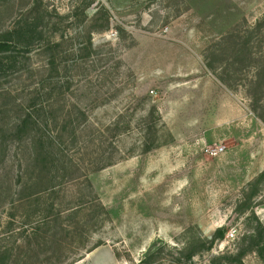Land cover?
I'll return each instance as SVG.
<instances>
[{
  "label": "rangeland",
  "instance_id": "374dc122",
  "mask_svg": "<svg viewBox=\"0 0 264 264\" xmlns=\"http://www.w3.org/2000/svg\"><path fill=\"white\" fill-rule=\"evenodd\" d=\"M263 12L264 0H0V264H226L247 246L264 226V122L220 77L234 66L225 36ZM40 133L59 147L50 173L33 158ZM213 143L224 151L209 155Z\"/></svg>",
  "mask_w": 264,
  "mask_h": 264
},
{
  "label": "trees",
  "instance_id": "16d2710c",
  "mask_svg": "<svg viewBox=\"0 0 264 264\" xmlns=\"http://www.w3.org/2000/svg\"><path fill=\"white\" fill-rule=\"evenodd\" d=\"M251 30H239L238 27L234 28L227 36H225L226 42L229 41L231 44V53L230 59L227 61L229 64L234 65L232 69L229 71L224 69L223 72L226 74H222L220 79L228 83V85L234 86L236 83H240L244 85V89L248 95L249 105L255 115H257L264 122V113L259 114V109L261 106V100L264 96V12L261 16L256 20V22L251 25ZM243 33H246L243 35ZM58 42H49L46 44V50L54 52L50 58L47 60L48 69L51 71L53 68H57L55 66L56 55L58 56L59 50H57ZM9 40L7 38H0V71L4 70L5 58H3V53L8 51L9 49ZM246 67L251 68V73L249 75L244 76L242 73L243 69ZM245 79H243V77ZM243 79V80H242ZM241 81V82H240ZM62 87V86H61ZM36 110V109H35ZM79 114L84 117V112L79 110ZM42 111V110H41ZM30 114L24 117L19 123L18 129L26 127L27 122H29ZM63 129H66V124L62 125ZM71 133L75 134L74 126L71 129ZM45 136V137H44ZM38 141L33 146V158L34 161L38 164L41 163L43 169H46L48 173L51 172L52 169H56L58 167V160L55 156V152L59 153V147L56 145L54 140L49 137V135L40 133ZM62 168H66L61 163ZM264 175V169L260 172V177ZM54 187V184H48L43 186L46 188L47 186ZM256 218V217H255ZM224 227H217L211 236L208 242L203 241L202 245L205 247H210L215 239L221 238L224 235ZM208 243V244H205ZM246 249H253L259 254L264 252V226L263 224L256 218V226L253 232L250 233L248 244L245 247L238 248L236 252L224 254L221 257L226 258V264H244L242 260V255ZM192 254L188 253V256ZM233 260L234 262H232Z\"/></svg>",
  "mask_w": 264,
  "mask_h": 264
},
{
  "label": "built area",
  "instance_id": "2783aa9c",
  "mask_svg": "<svg viewBox=\"0 0 264 264\" xmlns=\"http://www.w3.org/2000/svg\"><path fill=\"white\" fill-rule=\"evenodd\" d=\"M204 148L209 155L213 156L223 152L225 147L221 143H213L206 145Z\"/></svg>",
  "mask_w": 264,
  "mask_h": 264
},
{
  "label": "crops",
  "instance_id": "0c3cea01",
  "mask_svg": "<svg viewBox=\"0 0 264 264\" xmlns=\"http://www.w3.org/2000/svg\"><path fill=\"white\" fill-rule=\"evenodd\" d=\"M86 257L83 260H79V261L75 262L74 264H83V262L86 260Z\"/></svg>",
  "mask_w": 264,
  "mask_h": 264
}]
</instances>
